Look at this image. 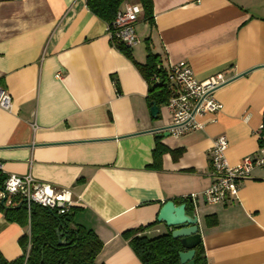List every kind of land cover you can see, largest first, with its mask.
Here are the masks:
<instances>
[{"label":"crops","instance_id":"1","mask_svg":"<svg viewBox=\"0 0 264 264\" xmlns=\"http://www.w3.org/2000/svg\"><path fill=\"white\" fill-rule=\"evenodd\" d=\"M152 3L154 25L143 13L146 46L133 49L134 60L144 64L149 47L166 69L185 61L200 82L223 75L228 81L215 93L223 110L199 118L202 130L159 138L171 124L166 105L151 116L148 83L87 0H0V86L13 100L11 111L0 108L3 173L70 190L71 226L103 244L97 264H142L123 234L157 222L163 204L181 200L198 216L208 264H264V169L241 182L237 200L211 205L203 197L214 182L215 139L227 137L231 166L259 154L264 0ZM157 145L169 151L158 169ZM209 217L216 225L207 226ZM28 230L0 212V264L24 256ZM168 232L158 223L145 235Z\"/></svg>","mask_w":264,"mask_h":264},{"label":"trees","instance_id":"2","mask_svg":"<svg viewBox=\"0 0 264 264\" xmlns=\"http://www.w3.org/2000/svg\"><path fill=\"white\" fill-rule=\"evenodd\" d=\"M131 0H87V7L92 14L107 24H111L116 18L122 6ZM144 8V19L154 25L152 0H139ZM119 51L124 53L136 66L142 77L149 85L147 98L148 105L156 103L158 107L168 104L173 95V84L169 81L167 69L162 65L159 56L152 53L148 47V56L144 64L137 63L132 55L131 49L124 47L121 43L111 42ZM158 78L156 82L154 78ZM264 125V124H263ZM264 133V131H263ZM168 149L157 145L154 151V168H160L161 159ZM171 153L177 159L181 151ZM7 176L0 171V194L4 193V185ZM3 197H0V212L10 223H17L23 228H30L31 249L27 264H97L96 259L102 251L103 244L96 234L82 227H72V210L65 215H59L56 211L34 204L31 207L30 216L26 203L19 196H7L5 205H2ZM11 201V205L8 202ZM23 206L19 209V204ZM180 204L187 203L181 200ZM15 208V209H13ZM215 217L207 219V226L216 225ZM158 224L155 222L145 227L129 230L123 234L136 257L142 264H180L179 253L182 248L178 241L172 238L171 232L155 238L145 235L147 231ZM57 230L65 233L66 246H59ZM21 245L26 250L28 246V235L21 238ZM24 257L12 263L23 264ZM195 264H208L205 256L204 246L201 242L196 248Z\"/></svg>","mask_w":264,"mask_h":264},{"label":"built area","instance_id":"3","mask_svg":"<svg viewBox=\"0 0 264 264\" xmlns=\"http://www.w3.org/2000/svg\"><path fill=\"white\" fill-rule=\"evenodd\" d=\"M144 13L140 2L125 3L111 24H108L110 41L121 43L124 47L133 50L141 44L136 35V25ZM169 81L173 84V95L166 105L171 124L169 132L175 138L182 137L193 131L202 130L204 125L199 118L208 114L217 115L223 110V105L216 99V91L226 85L227 81L221 74L205 82L197 80L192 68L181 61L167 68ZM58 79L62 74L57 75ZM156 82L159 79L154 78ZM12 97L0 86V108L11 111ZM264 125L259 128L258 136L261 140L259 154L256 157H246L238 165L231 166L226 158L229 142L226 136L214 140L210 150L211 176L214 179L212 186L203 193L208 204H224L238 199L240 184L250 179L254 171L264 169ZM3 172V164L0 163ZM4 194L19 196L26 203L30 216L31 207L36 204L65 215L73 209L74 201L70 190L56 189L49 184L37 181L31 175H7ZM11 205V201L8 202ZM28 246L24 251V262L27 264L30 249V228L28 230Z\"/></svg>","mask_w":264,"mask_h":264},{"label":"water","instance_id":"4","mask_svg":"<svg viewBox=\"0 0 264 264\" xmlns=\"http://www.w3.org/2000/svg\"><path fill=\"white\" fill-rule=\"evenodd\" d=\"M150 112L153 118H158L160 108L156 103H152ZM166 131L167 133L160 134L158 137H170L171 133L169 132V127L166 128ZM6 200L7 195L4 194L2 205H5ZM191 202H193L192 199ZM22 206L23 203L19 204L17 209ZM157 222L164 224L170 230L172 238L179 242L182 248V251L179 253L180 264H195L196 248L202 242L198 216L196 214L189 215L186 204L177 205L173 201H168L163 204L157 217ZM57 234L59 246H66L69 244L64 232L61 233L57 230ZM60 264H65V262L61 261Z\"/></svg>","mask_w":264,"mask_h":264},{"label":"rangeland","instance_id":"5","mask_svg":"<svg viewBox=\"0 0 264 264\" xmlns=\"http://www.w3.org/2000/svg\"><path fill=\"white\" fill-rule=\"evenodd\" d=\"M139 24H137V31H138V35H140L139 37H141V44L139 45L140 47H143L145 48L146 46V34L144 35H141L143 33V30H144V27H143V23H140L139 27H138Z\"/></svg>","mask_w":264,"mask_h":264}]
</instances>
